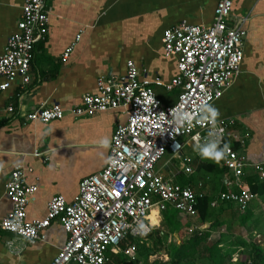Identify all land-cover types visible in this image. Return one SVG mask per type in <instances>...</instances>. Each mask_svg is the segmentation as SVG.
Listing matches in <instances>:
<instances>
[{
	"label": "crops",
	"instance_id": "0c3cea01",
	"mask_svg": "<svg viewBox=\"0 0 264 264\" xmlns=\"http://www.w3.org/2000/svg\"><path fill=\"white\" fill-rule=\"evenodd\" d=\"M216 3L217 0L45 1L48 24L44 37L34 44L28 72L30 82L23 85L16 80L0 91V220L12 208L4 185L16 165L32 170L27 174V182L37 187L26 206L28 220L44 218L48 202L56 195L63 196L66 202L74 199L79 182L104 168L114 128L126 121V115L113 110L75 118L69 110L81 104L83 95L96 93L98 79L123 75L128 61L136 65L141 76L170 81L177 75L176 60L163 56V31L182 21L209 26ZM23 5L24 0H0V54L17 30ZM229 24H241L246 31L242 61L229 88L207 107L206 113L213 117L211 112L217 110L214 119L233 120L225 137L229 146L236 147L234 150L248 166L259 165L264 171V0H233ZM72 45L68 59L62 61L63 53ZM155 94L162 106L167 107L177 101L178 90L165 92L155 88ZM53 104L65 111L61 120L49 123L26 120V113ZM8 106L14 109L12 115L3 112ZM204 150L184 148V156L192 159L193 172L180 174L175 180L181 186L191 185L203 196L215 197L226 187L225 181L231 175L222 168V160L203 157ZM215 162L218 175L198 170L200 164ZM195 171H199L198 179ZM205 180H211L216 188L207 193ZM260 214V208L253 210L250 228H256L255 218H261ZM177 217L182 230L195 229V216ZM221 217L227 219L228 214ZM157 218L158 223L152 225L162 230L163 217ZM220 228L225 230L224 226ZM258 229L262 232L264 227L260 225ZM259 230L256 236L261 239ZM66 240V233L56 222L34 245L0 232V264H48ZM134 241L136 249V243L143 242Z\"/></svg>",
	"mask_w": 264,
	"mask_h": 264
},
{
	"label": "built area",
	"instance_id": "2783aa9c",
	"mask_svg": "<svg viewBox=\"0 0 264 264\" xmlns=\"http://www.w3.org/2000/svg\"><path fill=\"white\" fill-rule=\"evenodd\" d=\"M45 1L24 0L17 30L0 54V91L16 80L23 85L30 82L34 44L44 37L48 24ZM232 4L233 0H217L209 26L182 21L163 31V56L176 60L177 75L170 81L141 76L132 61L126 63L123 75L98 79L96 93L83 95L81 104L69 113L79 118L121 110L126 115V121L114 128L104 168L79 182L71 202L56 195L48 202L44 218L28 220L26 206L37 187L27 182L32 170L16 165L4 185L12 208L0 220V232L34 245L56 222L67 240L48 264H105L108 252H121L122 241L146 239L154 229L149 219L152 211L159 217L170 209L184 217L196 216L198 198L203 194L189 184L181 186L175 179L193 172L192 159L183 154L186 146L220 151L225 147L227 130L234 124L231 119H214L206 113L207 107L229 88L243 57L246 31L241 24H229ZM73 46L65 50L62 61L68 59ZM155 88L165 92L177 89V101L162 106ZM3 112L12 115L14 109L8 106ZM64 116L65 111L57 104L25 114L27 121L39 123ZM165 156L168 159L162 166L176 160L179 169H167L166 175L161 174L158 164ZM245 165L244 157L228 146L221 166L231 178L225 181L227 190L210 202L211 208L231 203L243 211L257 199L244 182ZM255 169L263 178V169L259 165ZM135 252L134 243L123 250L132 260Z\"/></svg>",
	"mask_w": 264,
	"mask_h": 264
},
{
	"label": "trees",
	"instance_id": "16d2710c",
	"mask_svg": "<svg viewBox=\"0 0 264 264\" xmlns=\"http://www.w3.org/2000/svg\"><path fill=\"white\" fill-rule=\"evenodd\" d=\"M226 139L224 143L229 146ZM198 170L218 175V163L200 164ZM243 175L248 190L257 197L245 210L240 211L237 205L231 203H221L211 208L210 202L214 194H206L198 198L195 216L197 222L191 233H184L176 211L167 210L162 214V230L154 229L142 243H136L134 260L130 255L123 253L129 244L135 242L132 238H128L120 243L121 252L107 253L109 261L105 264H264V232L258 229L261 234V239L258 238L259 242L230 235L233 224L249 228L250 223L254 221L253 210L260 208L264 214V179H260L254 166L247 164L243 169ZM222 190L221 192H224L227 188ZM231 207L236 208L237 211L232 210ZM226 210L231 214H228L227 219H223L221 216L226 213ZM255 219L257 226L260 219ZM263 221L261 227H264ZM205 224L209 225L202 228ZM223 226L227 233H221L216 242L208 244L207 240L211 232ZM174 235L178 237V241L173 240ZM169 237L170 240H168ZM161 252L167 260L149 261V257Z\"/></svg>",
	"mask_w": 264,
	"mask_h": 264
},
{
	"label": "rangeland",
	"instance_id": "374dc122",
	"mask_svg": "<svg viewBox=\"0 0 264 264\" xmlns=\"http://www.w3.org/2000/svg\"><path fill=\"white\" fill-rule=\"evenodd\" d=\"M186 153H187V151H186ZM189 154V153H188ZM166 159H168V156H165V158L162 160V161H160V165L166 160ZM177 167H179V163H178V161H176V160H173V162L171 163V164H167V166L166 167H164V166H160L159 168H158V170H159V172L161 173V174H163V175H166L167 174V169H175V168H177ZM199 173V171H195V173H194V175H196V178L198 179V176H197V174ZM193 175V176H194ZM193 176H191V177H193ZM196 178H194V179H196ZM203 181V177H199V181ZM176 182H177V180H175ZM198 181V180H197ZM205 185H204V188L205 187H207V193L208 192H210L212 189H215L216 188V186L213 184V182H211V180L209 181V180H205V183H204ZM209 190V191H208ZM227 214H231V212H229L228 210H226L225 211ZM177 214H179V215H182V214H180V213H177ZM262 215H264V214H262ZM262 215L260 214V215H258V216H260L261 218H258V220H259V222H258V224H257V226H256V228L255 229H252V226H251V228L249 227L248 229L247 228H243V227H241V226H239V225H237V224H233V229H232V232H231V234L230 233H228V234H230V235H232V236H236V237H240V238H244V239H246V240H253V241H256V242H259L258 241V238H257V236H256V233H257V229H258V226L259 225H262L263 223H262V221H263V217H262ZM195 220V219H194ZM264 222V221H263ZM158 223V218H154V219H151V224H157ZM206 228L207 227V224H205L204 226H202V228ZM224 230V228H217V229H214L212 232H211V235H210V238L207 240V243L208 244H211V243H214V242H216L217 240H218V237H219V235H220V233H219V231H223ZM254 230V231H253ZM184 231V233L185 232H187V231H185V230H183ZM264 232V230H262V233ZM223 233H227L225 230L223 231ZM186 234V233H185ZM188 235H189V233H187ZM173 238V240L174 241H178V237L177 236H173L172 237ZM155 259H160V260H167V258L162 254V252L161 253H158L157 255H154V256H151V257H149V261L151 262V261H153V260H155Z\"/></svg>",
	"mask_w": 264,
	"mask_h": 264
},
{
	"label": "clouds",
	"instance_id": "9594fccd",
	"mask_svg": "<svg viewBox=\"0 0 264 264\" xmlns=\"http://www.w3.org/2000/svg\"><path fill=\"white\" fill-rule=\"evenodd\" d=\"M211 115L214 117L217 115V110H213L211 112ZM228 150V146L225 145L224 149L220 150V151H216L215 148L213 147V149H206L204 150L202 156L205 157V158H211V159H214V160H220L225 152Z\"/></svg>",
	"mask_w": 264,
	"mask_h": 264
},
{
	"label": "bare ground",
	"instance_id": "6f19581e",
	"mask_svg": "<svg viewBox=\"0 0 264 264\" xmlns=\"http://www.w3.org/2000/svg\"><path fill=\"white\" fill-rule=\"evenodd\" d=\"M157 218V213L156 211H152L151 215L149 216L150 219V223H151V219Z\"/></svg>",
	"mask_w": 264,
	"mask_h": 264
}]
</instances>
